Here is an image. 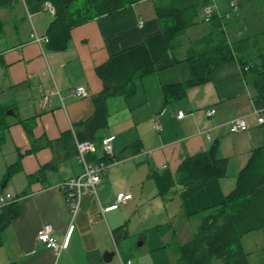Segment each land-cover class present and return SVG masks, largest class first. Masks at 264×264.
<instances>
[{
  "label": "crops",
  "instance_id": "crops-1",
  "mask_svg": "<svg viewBox=\"0 0 264 264\" xmlns=\"http://www.w3.org/2000/svg\"><path fill=\"white\" fill-rule=\"evenodd\" d=\"M171 1L141 0L76 27L64 52L49 51L32 39L33 33L48 37L56 16L44 11V2L59 12L63 0H17L12 9H0V104L15 113L0 145V197L11 194L20 204V215L1 234L0 264H119L112 243L121 264L132 258L137 264H166L164 254L176 264L180 245L192 238L204 212L236 188L253 150L264 145V126L253 115V90L238 62L217 67L210 82L190 88L184 98L166 100L164 87L190 76V48L214 33V22L203 21V9L197 24L179 39L175 51L179 63L139 79L131 97L108 99V127L99 135L114 137L118 162L103 176L97 194L85 195L78 214H71L61 185L82 173L75 157V130L94 114L93 96L103 90L96 69L112 54L160 31L157 8ZM231 1L216 0L220 11H232L227 38L249 40L245 60L258 63L264 52V0H236L235 10ZM253 13L250 26L246 17ZM260 39L256 55L249 56L251 43ZM80 86L88 89V97L74 96ZM45 90H58L60 96H50L42 106ZM211 109L216 114L208 117ZM179 112L185 117L178 119ZM236 118H245L249 130L230 133L228 123ZM28 119L33 122L32 134L16 122ZM155 122L162 125L161 132L154 129ZM215 140L227 160L226 176L209 181L197 194L184 191L179 166ZM141 151L151 153L137 156ZM20 156L21 170L4 181ZM45 166L37 179H30ZM131 188L138 190L137 197L104 211L115 204L118 194H131ZM44 225L53 226L61 244L73 227L59 257L37 239ZM111 252L114 257L106 261Z\"/></svg>",
  "mask_w": 264,
  "mask_h": 264
},
{
  "label": "trees",
  "instance_id": "trees-1",
  "mask_svg": "<svg viewBox=\"0 0 264 264\" xmlns=\"http://www.w3.org/2000/svg\"><path fill=\"white\" fill-rule=\"evenodd\" d=\"M141 0H63L48 29L49 42L46 49L52 52L66 51L72 40V31L99 17L114 14ZM17 0H0V9H12ZM210 0H172L158 7L157 14L162 29L136 46L112 54L108 61L97 67L96 73L103 82V90L93 96L94 114L76 125V137L81 141L100 143V131L108 127L110 113L108 99L129 98L136 93V82L171 64L179 63L175 51L180 47L179 39L197 24L201 11ZM214 33L197 42L188 51L190 76L176 85L164 87L166 100L181 99L187 91L212 80L215 69L230 62H238L247 84L252 88L253 103L264 116V52L258 63L245 60L248 41L228 42L222 24L214 19ZM226 28L228 22L225 24ZM228 30V28H227ZM246 68H248L246 70ZM9 107L0 104V145L5 132L13 122L7 115ZM22 123L28 134H32L31 119ZM264 126V123L262 124ZM73 137V134H72ZM219 141L215 140L203 153L186 158L178 168L182 189L197 194L206 188L209 181L226 176L227 160L220 156ZM19 160L8 168L4 181L21 170ZM40 173L31 176L35 180ZM20 215L19 201L11 202L0 213L1 234L10 222ZM264 231V145L253 150L241 170L236 188L216 207L204 212L192 238L178 249L176 264H249L242 240L253 232Z\"/></svg>",
  "mask_w": 264,
  "mask_h": 264
},
{
  "label": "built area",
  "instance_id": "built-area-1",
  "mask_svg": "<svg viewBox=\"0 0 264 264\" xmlns=\"http://www.w3.org/2000/svg\"><path fill=\"white\" fill-rule=\"evenodd\" d=\"M232 10L237 8L236 0L231 1ZM44 11L56 15L57 11L55 7L50 2H44ZM214 19H217L221 24L222 28L228 35V30L225 24L232 19L231 12H222L219 10L216 0H210V3L203 10V21L205 23H210ZM144 21H140V26L142 27ZM32 39L35 43L39 45L47 44L49 42L48 37H41L36 33L32 34ZM228 42L231 43V40L227 38ZM242 69V68H241ZM248 68H246L247 70ZM243 73V71H242ZM52 95L60 96L58 90H45L44 96L42 98V106H47L49 98ZM90 95L88 89L85 86H80L75 89L74 96L77 98H86ZM216 114L215 109H211L207 112L208 117H212ZM253 115L256 117L259 124L264 123V116L262 110L254 109ZM178 119L185 117L184 112H179ZM229 131L232 134H238L246 132L249 130L250 125L245 118H236L228 123ZM154 129L158 132L163 130L162 125L159 122L154 123ZM208 139L210 136L208 135ZM113 136L103 137L101 142L86 140L81 141L75 136V147H76V160L82 167V173L74 178H71L62 183L61 189L64 193L67 206L75 217L82 205L83 197L87 194L96 195L97 187L102 182L103 176L106 175L108 169L111 165L116 164L118 161L114 158L113 150ZM99 147H101V155H98ZM151 152L141 151L137 156H145ZM165 168V167H164ZM132 199V195L120 193L116 198L114 205L107 207L104 211H110L115 209L118 204L126 202ZM15 201V198L11 194H3L0 197V213L3 208L9 205L11 202ZM73 227L70 229V232L64 242L61 244L58 242L57 238L54 236V228L52 225H44L38 233V241L46 245L47 248L51 249L56 257H59L62 250L66 249L69 245L70 237L72 234ZM127 264H131L128 262Z\"/></svg>",
  "mask_w": 264,
  "mask_h": 264
},
{
  "label": "rangeland",
  "instance_id": "rangeland-1",
  "mask_svg": "<svg viewBox=\"0 0 264 264\" xmlns=\"http://www.w3.org/2000/svg\"><path fill=\"white\" fill-rule=\"evenodd\" d=\"M256 16L254 13L250 14L246 17V19L248 18V20H246V23L250 26H252L251 22H250V18ZM259 43L255 42V43H251V46L249 48L248 51V55L249 56H254L256 55V50L257 48H259V46L261 45V39L258 40ZM112 166V165H111ZM110 166V167H111ZM132 196L137 197L139 195L138 190L136 189H129ZM190 240V239H189ZM133 242H135V240H133ZM139 243V241L137 242V244ZM242 244L244 247L245 252H247L248 255V260H249V264H264V231H256L253 233H250L248 235H246L243 240H242ZM112 249H114V252H116V261H118L119 264H121L119 262V259H117L118 255H117V249L114 246V243H112ZM173 248H171L169 251L171 252ZM138 251H142L141 249H138ZM169 253V252H167ZM166 255V256H165ZM166 258V264H171L170 258L168 257L167 254H164ZM132 258V257H131ZM138 258V256H137ZM126 260L124 259V264ZM131 264L132 262L134 264H137V261L135 259H131L130 260Z\"/></svg>",
  "mask_w": 264,
  "mask_h": 264
},
{
  "label": "water",
  "instance_id": "water-1",
  "mask_svg": "<svg viewBox=\"0 0 264 264\" xmlns=\"http://www.w3.org/2000/svg\"><path fill=\"white\" fill-rule=\"evenodd\" d=\"M7 115H8V116H14L15 113H14L12 110H9V111H7ZM114 255H115L114 252L107 253V254L105 255L106 261H109L110 258L114 257Z\"/></svg>",
  "mask_w": 264,
  "mask_h": 264
}]
</instances>
